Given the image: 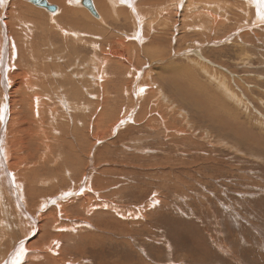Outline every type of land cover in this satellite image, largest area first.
I'll return each mask as SVG.
<instances>
[{"label": "rangeland", "instance_id": "rangeland-1", "mask_svg": "<svg viewBox=\"0 0 264 264\" xmlns=\"http://www.w3.org/2000/svg\"><path fill=\"white\" fill-rule=\"evenodd\" d=\"M93 2L99 18L80 3L71 7L84 16L73 23L77 29L91 21L104 28L76 38L93 40L95 47L53 40L49 24L35 35L37 44L21 38L26 54L30 51L25 65L36 67L46 82L39 121L43 118L41 128L49 134L42 142L52 147L33 156L21 134L26 127L14 131L20 139L10 162L20 168L18 175L31 171L32 178H16L19 192L0 196V263L10 247L6 259L28 242L31 250L21 264H264V23L249 27L256 13L247 0H139L135 11L127 5L112 11L108 0L105 7ZM23 5L31 19L63 12L60 3L51 14L30 1ZM65 12L72 17L70 8ZM105 32L113 38L112 50L101 37ZM164 39L169 47H159ZM157 48L150 59L148 49ZM24 49L19 48L23 54ZM108 52L120 67L104 62ZM105 94L109 111L102 106ZM59 98L66 104L55 101ZM76 101L90 103L89 112L69 108ZM50 110L65 116L57 123L64 134L48 125ZM92 111L91 122L99 119L106 134L93 136L90 154L88 141L75 131L85 132L84 117ZM2 124L0 132H7ZM69 143L90 154L93 166L85 157L69 163ZM17 194L32 215L25 216L27 226L18 221L25 217ZM33 218L42 219L41 238L35 227L28 229Z\"/></svg>", "mask_w": 264, "mask_h": 264}, {"label": "bare ground", "instance_id": "bare-ground-1", "mask_svg": "<svg viewBox=\"0 0 264 264\" xmlns=\"http://www.w3.org/2000/svg\"><path fill=\"white\" fill-rule=\"evenodd\" d=\"M28 2L29 0H3L2 3H0V99H1V102H0V121L3 122L2 125H4V128L5 127H8L7 128V132H0V196L1 198H3L4 195L6 194H9V191L11 192L12 190L13 191H18V188H20V183L19 181L17 182L16 178H20L21 176L23 177H26V178H30L32 176V173L31 171L30 172H26V171H22L23 175H18L17 172H19L20 168L17 169L15 168L13 165H12V161L14 159H12V163L10 162V157H11V153H13L12 151H15V148H14V145L17 144L18 142V139H20V133L19 134H14L15 130L17 128H25L27 129V131H25L26 129H24V131H22L21 134H23L24 136V141L27 142V147H26V151H28L30 154H35L37 151H40L42 150V148H50L52 146L50 145H46L44 144L42 141H43V137L46 138L48 137L47 133L45 132L46 129L45 128H41V124H42V121H43V118L39 121L40 117H41V112H43V107L45 105L44 103V100H43V93L42 91H40V89L42 90V87L43 86H46L45 85V81H43L42 77L40 78V73H39V70L38 69H35L33 67H30V66H27L25 65V61L27 60V58L29 57L30 55V51L28 50L27 54H26V50L24 49L25 47V43L21 40V38L23 39H28V36H29V39L31 40L32 43L34 44H37L38 42L35 41V39H37V37L35 38V35L37 34V32L39 33L40 31L42 32L43 29H45L48 24V29L50 27V31L53 36V40H55V38H61L62 41L66 44L68 42H71V45H78L80 43H83L84 44V47L87 46V47H90L91 45L93 47H95L96 44H98L97 42H94L93 40H88V39H80L79 41H76V38L78 36H81V35H84L86 33H91V34H94V35H97L101 32L104 33V28L94 22V21H91L90 23H86V25L84 27H82V29H77L76 26L73 24L75 21H81V18L84 17V16H81L80 15V10L79 9H76V8H73L71 6H76L78 3H80V5L82 4V0H47L48 4L56 7V11L58 10V7L55 5L57 3H60L62 9H63V12L60 13V15L56 18H47V19H44V18H33L31 19L28 15V13L23 10V2ZM139 0H108L109 2V5H110V8L112 9V11L116 10L117 8L121 7V6H124V5H127L129 8H131L133 11H135V3H137ZM187 1V2H186ZM188 1L190 0H181V4H187ZM93 2V0H92ZM141 2V0H140ZM144 2V0H142L141 4ZM54 3V4H52ZM98 3L99 5L101 6H104L105 7V2L104 0H98ZM94 4V2H93ZM143 4H146V3H143ZM83 5V4H82ZM117 5H121V6H117ZM188 6L187 7V10L190 8V4L189 5H186ZM247 6L248 8L252 9L253 12H255V19H254V23H252V26L249 24V27H259L261 24L260 23H264V0H247ZM85 7V6H84ZM95 7V5H94ZM69 8L71 9L72 11V17L68 16V14H66L65 11H69ZM86 8V7H85ZM87 9V8H86ZM96 9V7H95ZM88 10V9H87ZM47 12L49 10H46ZM56 11L52 12L50 11L49 13H55ZM89 11V10H88ZM97 11V10H96ZM90 12V11H89ZM186 12V11H185ZM98 13V12H97ZM53 15V14H52ZM99 15V14H98ZM251 15V14H250ZM99 18V17H98ZM36 19V20H35ZM41 20V22H40ZM251 20V19H250ZM36 21H39L40 23L39 24H36L35 25V22ZM21 30L25 31V33H22L21 36H20V33H21ZM44 31H47L44 30ZM47 31V32H48ZM27 33V34H26ZM39 35V34H38ZM41 35V34H40ZM103 36L101 37H104V39H106V42L107 43L106 45H109L108 49L109 50H112L113 49V41H112V37L110 36L111 34H108L105 32V34H101ZM108 35V36H107ZM45 36V35H44ZM100 36V35H99ZM48 37V36H47ZM41 38V37H40ZM45 38V37H44ZM52 38V37H51ZM46 39V38H45ZM104 39H103V42H104ZM47 40V39H46ZM43 41V40H42ZM41 41V42H42ZM50 41V40H49ZM16 42L18 43V45H16ZM36 42V43H35ZM101 42V43H103ZM115 42V40H114ZM169 42L166 41V39H164L162 41V43L159 45V47L161 45H164V46H167L169 47L168 45ZM41 44V43H39ZM82 44V45H83ZM33 45V44H32ZM32 45H31V49H32ZM42 45V44H41ZM21 51H23L24 49V54L22 52H20L19 48ZM52 46V45H51ZM55 45H53L54 47ZM65 46V45H64ZM91 46V47H92ZM34 47V46H33ZM50 47V46H49ZM76 47V46H75ZM38 49V48H36ZM52 49V48H51ZM56 49V48H55ZM67 49V48H66ZM96 49V48H95ZM50 50V49H49ZM87 50V49H85ZM98 50V49H97ZM102 50V48H100V51ZM158 48L154 51H150V49H148V52L151 53L152 55L150 59H153L154 58V55L158 53ZM32 52V51H31ZM37 52V51H36ZM35 52V53H36ZM40 52V51H39ZM60 52V51H59ZM64 53V52H63ZM95 53V52H94ZM102 53V52H101ZM41 54V53H40ZM46 56H47V53H45ZM53 54V53H52ZM61 54V53H60ZM138 54V55H137ZM137 57L139 58V51L137 50ZM69 55V54H68ZM94 55V54H93ZM56 56V55H55ZM62 56V55H61ZM31 57V56H30ZM33 57V56H32ZM49 57V56H48ZM84 57V56H83ZM92 57V56H91ZM95 57V56H94ZM98 57V56H97ZM46 58V57H45ZM44 58V59H45ZM55 58V57H54ZM53 58V59H54ZM60 58V57H59ZM96 58V57H95ZM101 58V57H100ZM30 59V58H29ZM103 59H104V62L105 63H108L107 61L110 59V53L108 52V54H105L103 56ZM32 61L34 60L31 59ZM57 60H59L57 58ZM92 60V59H91ZM96 60V59H95ZM111 60V59H110ZM56 61V60H55ZM67 61V60H66ZM94 61V60H93ZM92 61V63H93ZM101 61V59H100ZM27 62V61H26ZM39 61H36V63H38ZM43 62V61H42ZM65 62V61H64ZM63 62V63H64ZM69 62V61H68ZM91 62V61H90ZM96 62V61H95ZM94 62V63H95ZM102 62V61H101ZM112 62V66H116V67H120L121 66V63L117 60H111ZM31 63V61H30ZM34 63V61L32 62ZM31 63V64H32ZM89 62H87L88 64ZM91 63V64H92ZM98 63V62H97ZM41 64V63H40ZM86 64V65H87ZM104 64V63H103ZM29 65V64H28ZM42 65L44 66V64L42 63ZM46 65V64H45ZM67 65V64H66ZM90 65V64H89ZM111 65V64H110ZM35 66V65H33ZM58 66V65H57ZM88 66V65H87ZM94 66V65H93ZM49 67H51L49 65ZM62 67V66H61ZM67 67V66H66ZM77 68V66H75ZM90 67V66H89ZM39 68V67H38ZM80 68H85V67H80ZM96 68V66H95ZM128 68V67H127ZM40 69V68H39ZM60 69V68H59ZM93 69V67H92ZM52 70V69H51ZM63 70V69H62ZM84 70V69H83ZM129 70V69H127ZM45 71V70H44ZM55 71H57L55 69ZM96 71V70H95ZM46 72V71H45ZM47 72H50V71H47ZM54 72V70H53ZM60 72V71H59ZM58 71L56 73H59ZM81 72V71H80ZM94 73V71H92ZM55 73V74H56ZM65 73V72H64ZM42 74V73H41ZM76 74V73H75ZM50 75V74H49ZM65 76V75H63ZM76 76V75H75ZM88 76V75H87ZM86 76V77H87ZM91 76V75H89ZM93 76V74H92ZM83 77V76H82ZM104 77V76H103ZM50 78V77H49ZM61 78V77H60ZM59 78V79H60ZM73 77H71L72 79ZM92 78V77H91ZM99 78V77H97ZM58 79V77H57ZM63 79H65L64 77L62 78V81ZM95 80V78H92ZM104 79V78H103ZM50 80V79H49ZM61 80V79H60ZM73 80V79H72ZM138 80V79H137ZM48 81V80H47ZM65 81V80H64ZM90 81V80H89ZM49 82V81H48ZM47 82V83H48ZM58 82V81H57ZM91 82V81H90ZM77 83V82H75ZM86 83V82H85ZM56 84V83H55ZM101 84V83H100ZM54 86V84H52ZM137 85L136 82L134 84V89L135 91L137 90ZM60 86V85H59ZM102 86V85H101ZM51 87V86H50ZM85 87V86H84ZM87 87L89 89H92L93 88V82L91 83H87ZM92 87V88H91ZM105 87V86H104ZM61 88V87H60ZM59 89V88H57ZM83 89V88H82ZM85 90H88L86 87L84 88ZM2 90V91H1ZM31 90H35V91H31ZM47 90V89H46ZM60 90V89H59ZM58 90V91H59ZM72 90V89H71ZM107 89H105V92H106ZM53 91V90H52ZM57 91V90H55ZM61 91H64L61 90ZM80 89L78 91H76V95L73 94L72 96L74 97H77L80 93H79ZM73 92V91H71ZM105 92H102V93H105ZM129 92V91H127ZM53 93V92H52ZM56 93V92H55ZM63 93V92H62ZM131 93V92H129ZM138 95L140 92L137 91L136 92ZM46 94V93H45ZM57 94V93H56ZM72 94V93H71ZM98 94V93H97ZM96 94V95H97ZM84 95V93L82 94ZM86 95H89V98L92 97V94L90 92H87ZM108 95V94H107ZM51 96V95H50ZM105 97L104 98V102H103V108L105 111H109V108H108V105L106 104L107 103V98H106V94L104 95ZM54 97V95H53ZM60 97V96H59ZM63 97V96H62ZM66 97V96H65ZM85 97V96H84ZM138 97V96H137ZM55 98V97H54ZM64 98V97H63ZM72 98V97H71ZM148 98V97H147ZM53 99V98H52ZM74 99V98H73ZM85 99V98H84ZM48 100V99H47ZM99 101L101 99H98ZM49 101V100H48ZM55 101H59L58 103H60L61 105L63 104H66L67 101H65V99L63 100L62 98H59V100L55 99ZM109 101V100H108ZM82 102V101H81ZM88 102V101H87ZM57 103V102H56ZM57 103V104H58ZM76 103V106L75 105H72L75 106L74 108L72 107H69L71 109L74 110V112H76L77 110H80L79 108L81 107L82 108H86L87 112L88 109H89V106H90V103H88V106H83L80 102H75ZM59 104V105H60ZM70 105V103H68ZM93 104V103H92ZM102 103H99V105H101ZM106 104V105H105ZM55 105V104H54ZM66 106V105H65ZM95 106V105H93ZM68 107V106H67ZM57 108V107H56ZM66 108V107H65ZM68 109V108H67ZM67 109L66 110V113H67ZM166 109V108H165ZM60 110V109H59ZM69 110V109H68ZM24 111H29L30 113H28V116L25 115V117H22V115L20 113L24 112ZM47 111V110H46ZM71 111V110H70ZM48 113V112H47ZM52 113H54V116L52 115ZM65 113V114H66ZM93 113L90 112V114L88 113L87 115H85L84 119H85V122H87V126L84 127V130L85 132H78V131H75V133L79 136L78 138H80L81 136H83V141L85 143V140L88 141V143H85L89 150L91 149L90 146L91 145V140L93 139V136H94V139H97V137L101 138L103 136H105V132H101L102 131V126L98 124L99 122V119H97L95 122H94V125H93V122H91L92 118H91V114ZM23 114V113H22ZM29 114H32V117L29 116ZM61 115V112L59 113ZM57 113V111H53V110H50L49 111V116H50V123L51 124L50 126L53 127L54 131L58 132V133H62L64 134L65 130L61 131L59 130V126H58V121L60 120L61 122L64 121L65 116L64 117H61ZM43 115V114H42ZM45 115V114H44ZM48 115V114H46ZM73 116V114L71 115ZM133 116V115H132ZM108 117V115H107ZM106 117V118H107ZM19 119V120H15V119ZM34 120H33V119ZM118 118V117H117ZM71 119H75V117H72V118H69L68 121H70ZM116 119V118H115ZM15 120V121H14ZM107 119H103L102 120V124L104 125L105 121ZM124 120V119H123ZM14 121V122H13ZM46 121V120H45ZM101 121V120H100ZM114 121V120H113ZM116 121V120H115ZM75 122H80L79 120H75ZM85 122L83 124V126H85ZM108 122V121H107ZM112 122V121H111ZM10 123V124H9ZM34 125H33V124ZM113 123V122H112ZM117 125V124H115ZM1 126V125H0ZM17 127V128H16ZM49 127V126H47ZM69 127V126H68ZM78 127H82V126H79ZM112 127H114V125L112 124L110 126L109 129H112ZM95 129L96 130H99L98 132L94 133H91V130L92 129ZM62 129V128H61ZM64 129V128H63ZM67 129V128H66ZM23 130V129H22ZM49 130V129H47ZM21 131V130H20ZM41 131V132H40ZM83 131V129H82ZM69 134V133H68ZM71 134V133H70ZM108 134V133H107ZM67 135V134H65ZM72 136V135H71ZM70 136V137H71ZM76 136V135H75ZM74 136V137H75ZM22 138V137H21ZM23 139V138H22ZM89 139V140H88ZM93 139V140H94ZM47 140V139H46ZM61 140H63L64 142H71L68 138H60L58 139V142H61ZM81 140V141H82ZM20 142V141H19ZM25 142L24 145H25ZM49 142V141H48ZM57 142V146H60L61 144H59ZM76 142V140H75ZM90 142V143H89ZM36 143V148L31 150L32 149V146H34V144ZM74 143V142H72ZM65 144V145H66ZM70 144V143H69ZM77 144V143H76ZM10 145V146H9ZM9 146V147H8ZM20 146V145H19ZM18 146V147H19ZM26 146V145H25ZM17 147V146H16ZM77 145L74 146V145H69L68 146V149L71 151V156H72V161L69 162V163H72L74 164V162H76L77 160L79 162H85V160H81L80 157H85L87 160H88V164L89 165L88 167L90 168L91 166L93 165H90L89 163V159H90V154L92 153V151L90 150V154H84V152L82 151H79L77 149ZM20 148V147H19ZM28 148V150H27ZM58 149V148H57ZM63 149V148H62ZM65 149V148H64ZM67 149V148H66ZM96 149V148H95ZM21 150V149H20ZM31 150V151H30ZM44 150V149H43ZM19 151V150H18ZM52 151V150H51ZM63 151V150H62ZM69 151V152H70ZM16 152V151H15ZM66 152V151H65ZM18 153V152H17ZM23 153V152H22ZM20 154V153H19ZM68 154V152H67ZM22 155V154H21ZM37 155V154H36ZM69 155V154H68ZM17 156V155H16ZM34 156V155H33ZM13 157V156H12ZM36 157V156H35ZM69 157V156H68ZM67 157V158H68ZM19 158V157H17ZM22 158V157H21ZM29 158V156H28ZM33 158V157H32ZM31 158V160H32ZM35 159V158H34ZM41 159H44L43 157ZM9 160V161H8ZM19 160V159H17ZM26 160V159H25ZM68 159H66L67 161ZM7 161L9 162V166L6 165L7 164ZM20 161V160H19ZM56 161V160H55ZM64 161V160H63ZM22 162H24L22 160ZM65 162V161H64ZM14 163H16L14 161ZM21 163V162H20ZM26 163V162H25ZM67 163V162H66ZM23 164V163H22ZM82 164V163H80ZM79 164V165H80ZM50 165V164H49ZM65 165V163L63 164ZM7 166V167H6ZM26 166V165H24ZM67 167V166H66ZM77 166H75L76 168ZM48 168V167H47ZM74 168V167H72ZM74 168V169H75ZM27 169V168H26ZM46 169V168H45ZM17 170V172L15 171ZM22 170V169H21ZM88 170V169H87ZM34 171V170H33ZM49 171V170H48ZM77 171V170H76ZM74 172V171H73ZM57 173V172H56ZM67 173V171H66ZM27 174V175H26ZM34 175L36 176V178H42L40 177L39 174H36L34 173ZM88 176H90V173H88ZM75 177V176H74ZM22 178V177H21ZM32 178V177H31ZM87 178V176H86ZM21 180V179H20ZM39 180V179H38ZM73 180V179H72ZM89 183V182H88ZM66 187V186H65ZM55 190V188H53ZM31 190V189H30ZM39 190V189H38ZM65 190V188H64ZM67 192V191H66ZM81 192V191H80ZM86 192V191H85ZM32 193V192H31ZM24 194V193H23ZM37 194V193H36ZM50 194V193H49ZM51 195V194H50ZM16 199L17 201L19 200V203H20V211L19 213L22 211L21 215H23V217L25 216H29L31 217L29 214H28V210L27 208L25 207V205L23 204L22 202V197L21 195H16ZM38 196V195H37ZM85 196V195H84ZM32 197V196H31ZM88 197V196H87ZM54 198V197H53ZM81 199V198H80ZM32 200V199H31ZM40 201V200H39ZM46 201V199H45ZM32 202V201H31ZM54 202V201H53ZM63 202V201H62ZM44 203V202H43ZM56 203V202H55ZM71 203V202H70ZM26 204V203H25ZM35 204V203H34ZM33 204V205H34ZM9 205V204H8ZM38 205V204H37ZM10 206V205H9ZM17 206V204L15 205ZM34 207V206H33ZM61 207V206H60ZM1 208V207H0ZM29 208V207H28ZM31 208V206H30ZM62 208V207H61ZM102 208V207H101ZM17 209V208H16ZM14 210V209H13ZM18 210V209H17ZM31 210V209H30ZM6 211V210H5ZM15 211V210H14ZM13 211V212H14ZM65 211V210H63ZM94 211V210H93ZM12 212V211H11ZM31 212V211H30ZM34 212V211H33ZM57 212V211H56ZM60 212V211H59ZM63 213V212H62ZM7 214V212H6ZM15 214V213H14ZM13 215V214H12ZM8 217V215H6ZM10 216V214H9ZM39 215H37L38 217ZM11 217V216H10ZM10 217H8L10 219ZM20 217V215H19ZM45 217V216H44ZM18 218V216H17ZM50 218H52L50 216ZM40 219V218H39ZM37 219V218H33V222L30 223V221H27L28 225L30 223V228L28 229H31L34 228L33 230H38V237L41 238L42 237V234H43V226L42 225V219ZM44 219V218H43ZM49 219V218H48ZM7 220V219H6ZM10 221V220H8ZM19 222L22 221V222H25V226L26 225V217L23 220H21V218H19L18 220ZM74 221V220H73ZM3 223V222H1ZM9 223V222H8ZM7 223V224H8ZM60 224V223H59ZM6 225V223H4V226ZM10 225V224H9ZM8 227V225H6ZM14 226V225H13ZM21 226V225H19ZM61 226V225H60ZM11 227V226H10ZM9 227V228H10ZM51 227V226H50ZM69 227V226H68ZM6 228V227H5ZM72 228V227H71ZM21 230H23V223H22V226L19 228ZM56 229V228H55ZM68 229V228H67ZM70 229V228H69ZM9 230V229H7ZM71 230V229H70ZM61 231V230H60ZM65 231V230H64ZM79 231V230H78ZM22 232V231H21ZM52 232V231H51ZM30 233V232H28ZM46 234V233H45ZM8 235V234H7ZM26 236V233L25 235ZM31 235H29L30 237ZM28 237V238H29ZM33 237V236H31ZM8 238H10L8 236ZM27 238V237H25ZM28 238L25 239L24 242L28 241ZM24 239V238H23ZM14 240V239H13ZM31 240V239H30ZM22 241V240H21ZM17 243H20L19 241ZM27 243L26 242V245L23 243H21L18 248L16 249V253H14L13 255H10L7 259L5 257H7L6 255L9 253L8 251L10 250V247L7 251V253H5L3 255V262L0 263V264H17V261H19V264H21V262H23L27 256V253H28V250H31L29 249L27 246ZM29 245V244H28ZM17 247V246H16ZM23 247L24 249V252H23V256L21 257L19 255L20 253V250L21 248ZM3 248V247H2ZM19 249V250H18ZM54 249V248H53ZM36 250V249H34ZM40 250V249H39ZM27 252V253H26ZM33 252V251H32ZM11 253V252H10ZM40 253V252H39ZM50 255V254H49ZM29 256V255H28ZM43 256V255H42ZM25 257V258H24ZM30 257V256H29ZM27 261V260H26Z\"/></svg>", "mask_w": 264, "mask_h": 264}, {"label": "water", "instance_id": "water-1", "mask_svg": "<svg viewBox=\"0 0 264 264\" xmlns=\"http://www.w3.org/2000/svg\"><path fill=\"white\" fill-rule=\"evenodd\" d=\"M29 1L38 7L48 9L49 11H52V12L56 11V9H57L56 7L48 4L47 0H29ZM82 4H83V6H85L90 11V13L94 17H96V18L99 17L92 0H82Z\"/></svg>", "mask_w": 264, "mask_h": 264}, {"label": "snow or ice", "instance_id": "snow-or-ice-1", "mask_svg": "<svg viewBox=\"0 0 264 264\" xmlns=\"http://www.w3.org/2000/svg\"><path fill=\"white\" fill-rule=\"evenodd\" d=\"M3 2V0H0V3H2ZM23 252H24V249H23V247L21 248V250H20V253H19V255L22 257L23 256ZM17 264H19V261H17Z\"/></svg>", "mask_w": 264, "mask_h": 264}]
</instances>
